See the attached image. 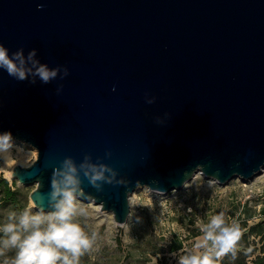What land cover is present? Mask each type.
Instances as JSON below:
<instances>
[{"label": "water", "instance_id": "95a60500", "mask_svg": "<svg viewBox=\"0 0 264 264\" xmlns=\"http://www.w3.org/2000/svg\"><path fill=\"white\" fill-rule=\"evenodd\" d=\"M0 43L58 69H0V133L38 151L11 176L40 212L70 171L74 197L124 225L140 186L264 170V0H0Z\"/></svg>", "mask_w": 264, "mask_h": 264}, {"label": "rangeland", "instance_id": "374dc122", "mask_svg": "<svg viewBox=\"0 0 264 264\" xmlns=\"http://www.w3.org/2000/svg\"><path fill=\"white\" fill-rule=\"evenodd\" d=\"M10 150L13 157L10 164H7L4 153L0 152V179L5 178L10 185L16 184L23 190L25 196L22 194L20 198H24L22 204L28 205L26 209L31 208L33 214L40 212L33 207L30 199L37 185H24L11 175L8 176L18 165L31 166L38 158V151L17 139L12 140ZM130 202L131 215L128 222L117 225L109 212L97 210L93 202L75 198L78 213H82L75 220L89 236L96 234L92 249L80 257L79 264H179V258L194 251L203 252V249L195 248L203 234L197 237L189 235L200 230V226L207 224L212 216L223 213L226 222L235 221L241 228L246 218L244 208H249L254 212L250 225L264 221V215L260 214L264 208V178L262 174L250 180L236 177L220 185L197 173L183 189L173 190L169 194L140 186L131 196ZM2 206L0 196V227L3 225L1 219L5 220L11 214L10 210ZM175 237L185 240V248L169 252ZM242 244L241 248L245 246L251 249L255 246L258 248L257 253L264 246V242L254 236ZM155 252L158 254L155 255ZM14 256V249L5 250V254L0 256V264H5V261L10 264Z\"/></svg>", "mask_w": 264, "mask_h": 264}, {"label": "clouds", "instance_id": "9594fccd", "mask_svg": "<svg viewBox=\"0 0 264 264\" xmlns=\"http://www.w3.org/2000/svg\"><path fill=\"white\" fill-rule=\"evenodd\" d=\"M42 7V4L38 5V8ZM34 56L35 50L28 53L27 59L34 67H26L22 50L9 55V50L0 43V69L20 81L32 74L47 84L57 76L58 69H49L43 64L36 66L38 62L33 59ZM11 147V134L0 133V152H7ZM100 179H103L100 172L90 176L93 185ZM64 183L65 189L59 192L53 186L51 198L59 199L51 212L33 214L28 208L18 217L16 213H11L9 222L0 227V232L6 237L0 240V256L5 254V250H15L10 264H79L80 257L92 249L96 234L89 236L75 220L82 213H78L75 204L74 188L77 180L72 171L65 175ZM200 230L203 238L197 241L195 248L203 249V252L189 253L179 258V264H215L216 260L228 253L235 255L242 236L237 222L228 223L224 214L219 213L212 216L207 224L201 225ZM5 264L9 262L5 261Z\"/></svg>", "mask_w": 264, "mask_h": 264}, {"label": "trees", "instance_id": "16d2710c", "mask_svg": "<svg viewBox=\"0 0 264 264\" xmlns=\"http://www.w3.org/2000/svg\"><path fill=\"white\" fill-rule=\"evenodd\" d=\"M22 194L24 195L23 190L17 187L16 184L10 185L7 179H0V196L3 208L10 210L11 213H16V215H19V212L24 211L28 207L27 204H22V200L24 199L20 198V195ZM20 204L23 208L22 211H20ZM244 210L246 213V218L243 220V223L241 225V228L242 230H244V232H242V236L237 244V251L235 255H233L232 253H228L227 255L216 260L215 264H264V246L259 248V253H257L258 248H256L255 246L251 249H249V247L245 248V246H243V248L240 247L241 245H243L242 243L244 241L248 242L251 236H254L255 238L258 237L262 242H264V221L250 225V220L254 216V212L252 210H249V208H244ZM260 214L264 215V208H262ZM8 217L5 220L1 219L3 225L9 222ZM201 234L202 233L200 232V230H198L193 232V234H190L189 237H197ZM5 238L6 237L4 236V234L0 232V240ZM184 243L185 240L179 237L173 238L170 244V248L168 249L169 252H177L184 249ZM154 254L157 255L158 253L155 252ZM162 264L165 263L163 262Z\"/></svg>", "mask_w": 264, "mask_h": 264}, {"label": "bare ground", "instance_id": "6f19581e", "mask_svg": "<svg viewBox=\"0 0 264 264\" xmlns=\"http://www.w3.org/2000/svg\"><path fill=\"white\" fill-rule=\"evenodd\" d=\"M2 153H4V155H5V157H6L7 164H10L11 161L13 160L11 150H9V151H7V152H2ZM10 175H11V172L8 173V176H10ZM262 177L264 178V170H263V172H262ZM139 189H140V187H138L137 190H139ZM95 206H96V209H97V210H101V206H100V205H95ZM109 215H111V217L113 216L111 213H110Z\"/></svg>", "mask_w": 264, "mask_h": 264}]
</instances>
